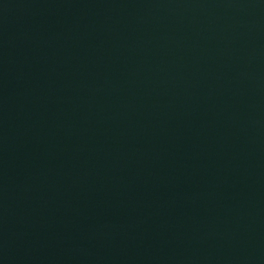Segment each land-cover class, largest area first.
<instances>
[{
    "label": "water",
    "instance_id": "water-1",
    "mask_svg": "<svg viewBox=\"0 0 264 264\" xmlns=\"http://www.w3.org/2000/svg\"><path fill=\"white\" fill-rule=\"evenodd\" d=\"M0 264H264V0H0Z\"/></svg>",
    "mask_w": 264,
    "mask_h": 264
}]
</instances>
